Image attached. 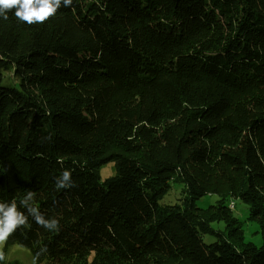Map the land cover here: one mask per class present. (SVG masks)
I'll return each instance as SVG.
<instances>
[{
	"label": "trees",
	"instance_id": "16d2710c",
	"mask_svg": "<svg viewBox=\"0 0 264 264\" xmlns=\"http://www.w3.org/2000/svg\"><path fill=\"white\" fill-rule=\"evenodd\" d=\"M7 15L0 202L27 215L31 191L59 227L29 216L0 264H25L7 258L14 245L33 264H264L229 207L244 203L264 230V0H73L33 25ZM65 170L71 187L58 189ZM174 184L179 202L161 204ZM206 196L218 200L199 208Z\"/></svg>",
	"mask_w": 264,
	"mask_h": 264
},
{
	"label": "clouds",
	"instance_id": "9594fccd",
	"mask_svg": "<svg viewBox=\"0 0 264 264\" xmlns=\"http://www.w3.org/2000/svg\"><path fill=\"white\" fill-rule=\"evenodd\" d=\"M73 0H0V18L7 19L8 12L14 11L18 21L28 25L43 24L53 18L63 5L71 7ZM70 172L65 170L62 177L57 178L58 189L71 187L66 182L70 179ZM20 206L27 210V215L18 209L17 203L13 200L10 203L0 202V244H3L17 230L29 226L28 217L31 216L37 225L47 231L57 230L59 221L55 218L47 219L34 206V193L29 191L21 199ZM5 253L0 250V261L5 260Z\"/></svg>",
	"mask_w": 264,
	"mask_h": 264
},
{
	"label": "rangeland",
	"instance_id": "374dc122",
	"mask_svg": "<svg viewBox=\"0 0 264 264\" xmlns=\"http://www.w3.org/2000/svg\"><path fill=\"white\" fill-rule=\"evenodd\" d=\"M18 82L14 80L10 72L6 73V78L3 82L4 86L13 87L18 86ZM114 164L109 163L100 169L101 180H105L115 175ZM181 186L174 184L171 191L162 199L161 204L163 205H175L179 202L181 195ZM218 199L216 197H204L197 202V206L202 209L208 208L210 205H214ZM235 207L231 208L233 215L239 219L242 223L244 238L247 243H252L257 247H261L264 244V230L261 225L248 219V206L240 201H234ZM230 204V203H229ZM215 230H223V224L213 225ZM204 242L213 243L214 238L211 235L204 237ZM6 241L0 244V250L4 252ZM6 255L9 260H18L25 264H33V258L31 252L18 245H14L6 250Z\"/></svg>",
	"mask_w": 264,
	"mask_h": 264
},
{
	"label": "built area",
	"instance_id": "2783aa9c",
	"mask_svg": "<svg viewBox=\"0 0 264 264\" xmlns=\"http://www.w3.org/2000/svg\"><path fill=\"white\" fill-rule=\"evenodd\" d=\"M229 207H230V209H231V208H234L235 205H234V204H230Z\"/></svg>",
	"mask_w": 264,
	"mask_h": 264
},
{
	"label": "bare ground",
	"instance_id": "6f19581e",
	"mask_svg": "<svg viewBox=\"0 0 264 264\" xmlns=\"http://www.w3.org/2000/svg\"><path fill=\"white\" fill-rule=\"evenodd\" d=\"M230 204H234V205H235V202H234V201H232Z\"/></svg>",
	"mask_w": 264,
	"mask_h": 264
}]
</instances>
